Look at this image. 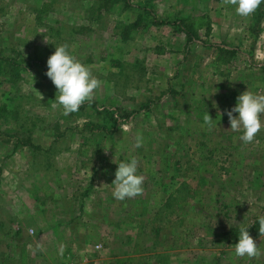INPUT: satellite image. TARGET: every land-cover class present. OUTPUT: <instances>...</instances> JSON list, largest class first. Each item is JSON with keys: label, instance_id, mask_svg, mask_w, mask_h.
Returning <instances> with one entry per match:
<instances>
[{"label": "rangeland", "instance_id": "rangeland-1", "mask_svg": "<svg viewBox=\"0 0 264 264\" xmlns=\"http://www.w3.org/2000/svg\"><path fill=\"white\" fill-rule=\"evenodd\" d=\"M243 19L222 0H0V264H264V129L245 144L227 116L240 72L264 93V43L224 46ZM61 44L102 82L67 116L46 75ZM132 157L144 191L117 200ZM249 224L258 259L234 252Z\"/></svg>", "mask_w": 264, "mask_h": 264}, {"label": "clouds", "instance_id": "clouds-1", "mask_svg": "<svg viewBox=\"0 0 264 264\" xmlns=\"http://www.w3.org/2000/svg\"><path fill=\"white\" fill-rule=\"evenodd\" d=\"M262 3L264 0H222L223 5L235 6L236 14L245 18L253 15ZM46 75L58 93L55 97L56 104H53V107H61L65 116L78 112L86 102L91 104L96 90L102 85L101 80L93 75L91 68L69 51L67 44L55 46V51L47 59ZM41 99L43 97L40 94ZM227 116L230 129L242 133L239 139L245 144L252 143L259 132L264 129V121L261 119L264 116V93H253L248 90L242 92L237 97L236 105L227 111ZM203 120L206 125L213 126V118L207 112ZM215 126H217V121H215ZM124 130L130 131L129 128ZM142 144L143 135L137 132L135 146L139 148ZM138 166L139 162L136 157L130 158L127 162L118 163L115 179L111 183L114 185L112 195L115 199L135 198L143 193L145 177L138 174ZM258 224L259 233L264 234V216L259 217ZM249 226L250 224L241 225L239 228V238L234 244V252L238 257L247 256L249 259H258L262 252L249 234L247 230ZM32 234L35 235V232L33 231ZM37 247L43 250L41 245L37 244Z\"/></svg>", "mask_w": 264, "mask_h": 264}, {"label": "crops", "instance_id": "crops-1", "mask_svg": "<svg viewBox=\"0 0 264 264\" xmlns=\"http://www.w3.org/2000/svg\"><path fill=\"white\" fill-rule=\"evenodd\" d=\"M228 12H230V11H226V15L228 14ZM247 21H249V17H247V18L244 17V19L241 21L240 24L230 23V27H227V29L229 31H232L233 28H235L238 31H235V34L234 33L230 34V32L228 34H226V37L224 40L228 43L224 45L225 48H231V47L236 48V49L242 48V47H244V46H242L243 43L245 45L249 44V46L253 47L254 49H257V48L259 49L263 46V43H264V35H262L264 33L263 21L260 22V25L255 24V26L258 30V32L255 34L252 33L251 29H253V28L250 29L249 23H247ZM213 25L215 27H217L214 23H213ZM234 42H236V43H234ZM240 52L243 54L245 53L246 56H249L247 50L246 51L241 50ZM233 56L234 55H232L228 59H226L224 64L222 63L223 65H225V68H226L224 70L225 76H227V72L231 71L230 66L232 65V62H233ZM242 59L243 58H241V60ZM246 60H248V58H246ZM250 60H251V58H250ZM263 62L264 61H256V64L259 65V64H262ZM213 72L216 73V71H213ZM243 74H244V72H240L238 75H236L234 77L236 82H237L236 86H234V87H231V84H232L231 82L226 81L225 88H226L228 93L230 92L231 94H239L240 92L246 91V89L248 88L249 81H247L248 79L245 76L242 77ZM238 82H240V83H238Z\"/></svg>", "mask_w": 264, "mask_h": 264}, {"label": "trees", "instance_id": "trees-1", "mask_svg": "<svg viewBox=\"0 0 264 264\" xmlns=\"http://www.w3.org/2000/svg\"><path fill=\"white\" fill-rule=\"evenodd\" d=\"M254 227H255V223H254V225H253Z\"/></svg>", "mask_w": 264, "mask_h": 264}]
</instances>
